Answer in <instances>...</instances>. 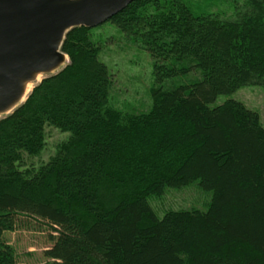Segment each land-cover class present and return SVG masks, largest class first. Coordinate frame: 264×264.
<instances>
[{"label":"trees","instance_id":"16d2710c","mask_svg":"<svg viewBox=\"0 0 264 264\" xmlns=\"http://www.w3.org/2000/svg\"><path fill=\"white\" fill-rule=\"evenodd\" d=\"M108 22L153 60L152 106L112 108L92 28L65 34L69 62L0 117V264H16L4 233L22 218L55 233L34 264H264V125L241 101L212 105L264 88V0H242L229 18L184 0H133ZM46 124L69 137L22 168ZM194 181L210 193L205 210L156 215L148 195Z\"/></svg>","mask_w":264,"mask_h":264},{"label":"rangeland","instance_id":"374dc122","mask_svg":"<svg viewBox=\"0 0 264 264\" xmlns=\"http://www.w3.org/2000/svg\"><path fill=\"white\" fill-rule=\"evenodd\" d=\"M197 13H212L221 18L233 17L236 6L242 0H184ZM93 38L100 46V58L108 66L111 74L109 105L124 115L148 112L153 103L154 86L153 60L143 45L126 36L108 20L91 29ZM46 75L39 76V80ZM195 77L189 74L188 80ZM38 80V81H39ZM232 98L243 102L247 107L257 110L264 125V88L259 85H244L229 94H220L212 105ZM4 115H1L2 117ZM69 133L52 125H45V138L42 150L37 155H24L21 167L37 168L52 156ZM210 193L201 189L197 181L182 187L166 188L161 195H148V203L158 217L170 210H205ZM21 224L13 231H6L4 239L13 246L16 264H34L44 261L42 252L51 247L52 232L46 225L34 219Z\"/></svg>","mask_w":264,"mask_h":264},{"label":"water","instance_id":"95a60500","mask_svg":"<svg viewBox=\"0 0 264 264\" xmlns=\"http://www.w3.org/2000/svg\"><path fill=\"white\" fill-rule=\"evenodd\" d=\"M132 1L0 0V116L69 62L61 47L71 28L96 27Z\"/></svg>","mask_w":264,"mask_h":264},{"label":"bare ground","instance_id":"6f19581e","mask_svg":"<svg viewBox=\"0 0 264 264\" xmlns=\"http://www.w3.org/2000/svg\"><path fill=\"white\" fill-rule=\"evenodd\" d=\"M38 78H39V76H38ZM32 85H30L29 87H31Z\"/></svg>","mask_w":264,"mask_h":264}]
</instances>
